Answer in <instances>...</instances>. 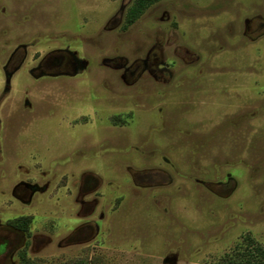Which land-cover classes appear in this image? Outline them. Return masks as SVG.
<instances>
[{"label":"rangeland","instance_id":"1","mask_svg":"<svg viewBox=\"0 0 264 264\" xmlns=\"http://www.w3.org/2000/svg\"><path fill=\"white\" fill-rule=\"evenodd\" d=\"M134 1L0 0V229L31 219L30 264L264 248V0L125 27Z\"/></svg>","mask_w":264,"mask_h":264},{"label":"trees","instance_id":"2","mask_svg":"<svg viewBox=\"0 0 264 264\" xmlns=\"http://www.w3.org/2000/svg\"><path fill=\"white\" fill-rule=\"evenodd\" d=\"M153 2L154 0H135L126 12L125 27L133 24L142 11ZM28 221L29 219L18 221V226L26 230ZM245 242H247L246 245L241 249H236L231 254H225L221 262L224 264H264V248L253 243L250 238H247ZM20 264H29L25 256L21 257Z\"/></svg>","mask_w":264,"mask_h":264},{"label":"flooded vegetation","instance_id":"3","mask_svg":"<svg viewBox=\"0 0 264 264\" xmlns=\"http://www.w3.org/2000/svg\"><path fill=\"white\" fill-rule=\"evenodd\" d=\"M23 219H29L28 227L26 230L18 226V221H21ZM30 224L31 219L29 217L20 216L9 220L6 223V226L0 229V264H8L10 257L14 255V253H16L18 257L17 264H20L22 256H25L30 264V260L28 259L29 254L27 248L28 239L30 238ZM88 226V224L87 226H80V228H77V230H75L76 232L74 233L81 235L83 230L85 229L83 227ZM23 237L26 238L24 242Z\"/></svg>","mask_w":264,"mask_h":264}]
</instances>
